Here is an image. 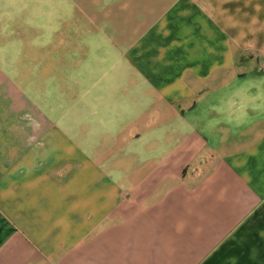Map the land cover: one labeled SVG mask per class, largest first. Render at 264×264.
<instances>
[{
  "label": "crops",
  "instance_id": "crops-1",
  "mask_svg": "<svg viewBox=\"0 0 264 264\" xmlns=\"http://www.w3.org/2000/svg\"><path fill=\"white\" fill-rule=\"evenodd\" d=\"M41 1L37 49L0 0V264H264V0Z\"/></svg>",
  "mask_w": 264,
  "mask_h": 264
},
{
  "label": "rangeland",
  "instance_id": "rangeland-1",
  "mask_svg": "<svg viewBox=\"0 0 264 264\" xmlns=\"http://www.w3.org/2000/svg\"><path fill=\"white\" fill-rule=\"evenodd\" d=\"M59 4V3H58ZM57 5V9H52L55 14H56V19L53 20L52 26H47L45 27L44 23L42 22L44 16H43V9H42V1L41 0H36V11H35V16L33 17L34 21H35V27L34 29L37 30L35 32V37H36V41H35V46L37 47L36 44H38V39L44 37V35H48V37L50 36V38L52 37L53 40L57 39V37L59 36V34L62 32V25H60L59 22V15H60V11H59V6ZM39 6H41L39 8ZM38 49V47H37Z\"/></svg>",
  "mask_w": 264,
  "mask_h": 264
}]
</instances>
